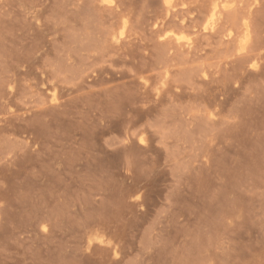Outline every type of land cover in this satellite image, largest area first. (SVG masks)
<instances>
[{"label": "rangeland", "instance_id": "obj_1", "mask_svg": "<svg viewBox=\"0 0 264 264\" xmlns=\"http://www.w3.org/2000/svg\"><path fill=\"white\" fill-rule=\"evenodd\" d=\"M0 264H264V0H0Z\"/></svg>", "mask_w": 264, "mask_h": 264}, {"label": "bare ground", "instance_id": "obj_2", "mask_svg": "<svg viewBox=\"0 0 264 264\" xmlns=\"http://www.w3.org/2000/svg\"><path fill=\"white\" fill-rule=\"evenodd\" d=\"M173 8V7H172ZM216 13V12H215ZM208 27V26H207ZM214 28V27H213ZM210 29V28H209ZM188 45H189V43H188Z\"/></svg>", "mask_w": 264, "mask_h": 264}]
</instances>
